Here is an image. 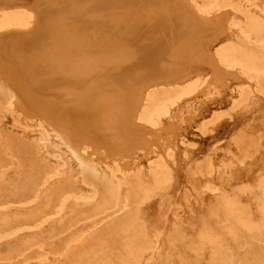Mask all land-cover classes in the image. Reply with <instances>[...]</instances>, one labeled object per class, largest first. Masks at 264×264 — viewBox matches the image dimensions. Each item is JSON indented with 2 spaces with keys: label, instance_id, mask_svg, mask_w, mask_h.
<instances>
[{
  "label": "rangeland",
  "instance_id": "1",
  "mask_svg": "<svg viewBox=\"0 0 264 264\" xmlns=\"http://www.w3.org/2000/svg\"><path fill=\"white\" fill-rule=\"evenodd\" d=\"M16 1L0 0V5ZM19 1L35 7L41 20L28 33L0 38V64L31 109L46 111L117 156L136 157L146 173L153 146L175 152L169 158L168 190L157 192L138 211L143 232L136 240L134 230L126 231L128 217L94 211L97 202L87 199L90 186L78 159L54 133L48 137L36 121L1 110L0 229L20 231L0 240V264H230L233 255L244 259L247 250L258 252L248 264H264V248L257 244L242 248L228 235L222 244L199 237L206 226L220 234L225 219H212L219 199L207 184L252 206L260 195L256 182L264 174V99L235 106L236 91L249 82L222 70L206 50L225 30L230 13L222 11L201 24L182 0ZM189 74L202 75L207 84L174 109L171 121L166 119L156 133L134 122L146 85ZM243 130L248 140L240 148L233 139ZM253 140L258 144L251 145ZM56 167L74 177L76 188L65 210L42 225L45 206L61 192L63 179L45 187L40 183ZM38 189L40 201L32 203Z\"/></svg>",
  "mask_w": 264,
  "mask_h": 264
},
{
  "label": "bare ground",
  "instance_id": "2",
  "mask_svg": "<svg viewBox=\"0 0 264 264\" xmlns=\"http://www.w3.org/2000/svg\"><path fill=\"white\" fill-rule=\"evenodd\" d=\"M182 1L185 2L191 13L196 15V21L201 24L207 20L213 21L222 11L223 13L224 11L230 13L225 30L220 35L214 36L209 45L206 46L208 57L212 62L218 64V67H221L222 70L235 71L249 82L247 87L240 88L236 91L238 99L234 103L235 106H242L247 104L250 100L256 103L264 99V0ZM40 17V13L35 7H29L19 0L16 2H8V5H0V38L12 34H25L34 30L40 23ZM216 42H218V44L215 46L214 43ZM1 66L3 67V65L0 64V111L4 110L10 114L16 113L20 116L24 115L27 119L36 121L42 131L46 132V136L48 137L51 132L54 133L58 138V144L64 145L67 150L71 151L78 159L84 178L88 179L90 186L91 194L87 196V199L97 202L94 211L97 214H103L105 217H110V212L128 217L125 223V226L127 225L126 231L134 230V235L132 236L140 238L141 232L143 231L141 230L142 226L140 225L141 228L138 226V211H140L139 209L142 205L149 201L157 192L164 194L165 189L169 187L168 185L173 177L171 166L169 165V158L173 156L172 151L174 150L171 149L168 153H164L160 147L153 146L148 154L150 168L146 173L144 171L145 169L143 170L140 166L136 157H129L128 155L117 156V153H113L107 145L103 143L98 144V141L94 138L79 131L72 130L70 126L66 124L63 125L59 119L54 120L46 111H35L31 109L29 107L30 101L28 97H24L22 93L20 94H22L23 97L19 94V89L15 86L14 80L12 81L11 79L10 82H8L6 74L3 71L1 72ZM203 84H207V79L202 75L195 77H191V75L174 77L170 79L168 83L160 82L158 79L157 81H153V83L146 85L142 89L140 101L134 114V122L145 127L148 131L156 133L157 130L164 126L166 119L171 121L174 109L178 107L181 102L187 101ZM254 86L257 87L256 92H258V94L256 96L253 95ZM219 117V114L214 115V119L216 120ZM207 128L208 123L204 124L202 130L205 132ZM239 133L240 132H238V135L233 139V143L241 148L242 144H246L245 142L248 140V134H246L245 131L244 133ZM252 144L258 143L253 140L251 145ZM56 148L58 152L62 150L59 145H56ZM245 149L247 148L245 147ZM245 149L241 150L244 151ZM57 156L60 158V155ZM207 159L211 160L210 157ZM175 162L176 161H174V163ZM59 167H56L55 170L46 172L47 175L45 180L40 183L41 186L45 187L54 179H63L61 192L54 197L53 194L52 198H49L50 201L48 200L49 202L45 206L46 214L44 217L45 219L41 222L42 225L53 219L55 217L54 215H60L65 210V206L72 198V192H74L76 188L74 177L67 176L59 170ZM256 186L259 189L260 195L254 199V204L250 206L242 204L236 196L226 193L223 187L215 185L213 182L212 184H207V189L211 192V195H216L219 199L216 208L212 210V219L215 221L221 219V217H225V219H222L221 223L219 222L221 228L220 234L214 233L211 228L206 226L199 237L212 244H222L224 236L228 235L234 243L240 245L242 248H248L247 246L252 242L257 244L256 246L258 249H263L264 174L258 177ZM39 190L40 189L37 191L35 190L36 193L31 198L32 203L40 201ZM0 206L2 207L1 204ZM158 211H160L159 207ZM37 215L39 216V214ZM159 216H161V214ZM96 224L97 223H95V226ZM19 231L20 229L14 228L13 231H9V233L6 234L0 229V240L7 236H15ZM176 231L177 230H175L174 233ZM150 244L153 243L149 242V245ZM75 247H78L77 244ZM70 248L75 249L74 246H70ZM127 248L125 247V249ZM141 248L142 247H140V249ZM248 251L249 250L244 253V259H242V257H237L238 255H233L230 264L250 263L252 259L256 258L258 252L256 251L250 254ZM141 253H144L142 249ZM139 256H141V254ZM139 256L137 255V257ZM133 257H135L134 254ZM47 260L48 256L45 255L41 261L45 263ZM131 261L134 262V260Z\"/></svg>",
  "mask_w": 264,
  "mask_h": 264
}]
</instances>
